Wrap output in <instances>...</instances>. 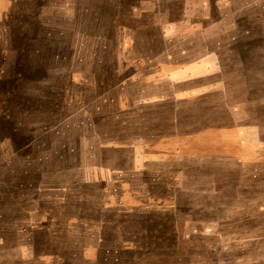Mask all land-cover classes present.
I'll return each instance as SVG.
<instances>
[{
	"label": "rangeland",
	"instance_id": "1",
	"mask_svg": "<svg viewBox=\"0 0 264 264\" xmlns=\"http://www.w3.org/2000/svg\"><path fill=\"white\" fill-rule=\"evenodd\" d=\"M251 1L10 0L0 20V264H264V106L240 118L252 148L218 155L207 142L198 164L201 145H188L166 165L181 173L175 196L146 201L145 214L118 211L121 183L138 193V60L154 59L141 65L149 71L162 46L264 30ZM237 39L242 61L256 57L245 46L261 41ZM168 204L174 214L161 211Z\"/></svg>",
	"mask_w": 264,
	"mask_h": 264
},
{
	"label": "crops",
	"instance_id": "2",
	"mask_svg": "<svg viewBox=\"0 0 264 264\" xmlns=\"http://www.w3.org/2000/svg\"><path fill=\"white\" fill-rule=\"evenodd\" d=\"M9 5L10 0H0V20ZM245 5H262L258 10L263 17L259 19L264 20V1L253 0ZM216 35L225 37L226 44L162 46L159 52L163 56L154 63L156 66L151 64L149 71L141 65L154 59L138 60V153L132 162L138 170L131 176L138 178V193L130 197L125 192L126 181L120 184V213H125L126 206V212L145 214L150 211L146 210V201L162 199L165 192L175 196V182H181V173L177 179L166 165L168 159L183 158L188 145H201V150L194 152L198 164L206 163L200 159L207 156V142H219L218 155L253 147L252 127L240 128L239 123L240 118L260 115L255 111L264 106V30L253 28L241 34L230 30ZM239 36L261 41V45L245 46L246 52L256 57L242 61L235 47ZM242 70L246 72L240 75ZM164 128L167 134L162 135ZM196 181L199 183L200 177ZM161 211L175 213L169 204Z\"/></svg>",
	"mask_w": 264,
	"mask_h": 264
}]
</instances>
